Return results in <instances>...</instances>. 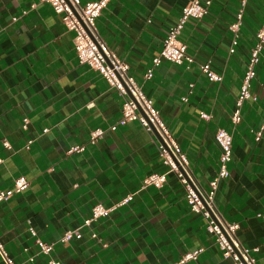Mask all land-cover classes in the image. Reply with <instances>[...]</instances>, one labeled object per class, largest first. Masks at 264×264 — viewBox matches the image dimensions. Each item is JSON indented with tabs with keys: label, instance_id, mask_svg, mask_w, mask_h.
Segmentation results:
<instances>
[{
	"label": "crops",
	"instance_id": "0c3cea01",
	"mask_svg": "<svg viewBox=\"0 0 264 264\" xmlns=\"http://www.w3.org/2000/svg\"><path fill=\"white\" fill-rule=\"evenodd\" d=\"M189 1L109 0L97 30L159 109L201 187L210 188L219 170L216 130L232 133L229 176L219 180L214 201L264 264V46L251 86L257 98L244 101L238 123L231 119L264 0H209L207 14L189 19L180 35L194 61L163 60L145 79ZM73 37L51 4L0 0V191L18 176L29 180L23 192L0 201V243L17 264H49L50 257L60 264H232L163 163L158 138L138 121L110 129L122 117L123 98L79 62ZM206 61L221 81L201 71ZM97 128L104 133L91 142ZM74 146L82 149L70 152ZM152 174H165L161 186L147 183ZM97 204L109 214L85 224ZM68 230L72 238L61 242ZM37 239L54 244L51 255L40 252ZM200 248L197 259L181 261Z\"/></svg>",
	"mask_w": 264,
	"mask_h": 264
},
{
	"label": "built area",
	"instance_id": "2783aa9c",
	"mask_svg": "<svg viewBox=\"0 0 264 264\" xmlns=\"http://www.w3.org/2000/svg\"><path fill=\"white\" fill-rule=\"evenodd\" d=\"M51 4L54 11L61 15L62 22L68 30L74 33V48L78 60L82 64L98 71L109 82L111 87L118 90L123 98L122 117L110 127L115 130L118 125H125L129 121H138L147 131L158 135L159 155L169 171L174 172L186 190V199L192 211L200 213L206 220L207 230L214 235L215 241L222 251V255L232 260V264H257L251 254V249L242 244L236 235L239 227L237 222L226 221L219 213L214 197L219 180L229 176L228 163L232 160V133L223 127H219L215 132V141L220 149L219 170L217 175L210 181V188L201 187L195 180L189 159L182 150L179 143L172 135L169 127L160 115L159 109L154 105L153 100L143 91L142 86L129 73L128 64L120 59L108 44L101 38L96 21L102 10L107 6L109 0H42ZM210 1L190 0L183 8L175 25L169 28L160 52L153 57L152 64L147 68L145 79L152 77L153 70L163 60L173 63H186L187 66L194 61V57L188 52L187 44L180 39L182 30L191 18L200 20L208 12ZM242 18V10L237 13V18L230 24V29L234 37L229 49L233 53L238 44L239 30ZM264 46V20L256 34V42L250 50L246 69L242 78L240 91L236 100V108L232 114V122L238 123L241 119V106L244 101L256 100V96L251 92L252 81L256 77V66L259 62L260 53ZM201 71L212 81H221L222 74L216 72L210 61L200 65ZM185 99V98H184ZM201 118L208 119L210 115L201 112ZM27 122H24V127ZM45 128L43 131H47ZM104 133V130L97 128L91 132L90 141L95 142ZM261 132H257L259 139ZM156 136V135H155ZM5 146L9 143L5 140ZM81 147L74 146L69 151L80 150ZM165 181V174H152L148 176L147 183L161 186ZM29 186V180L21 175L14 180V184L7 190L0 191V201L6 200L15 194L23 192ZM129 196L127 199H130ZM126 199V200H127ZM109 209L101 204L93 206L91 216L85 219V224L99 216H107ZM264 218V212L258 214ZM32 233L35 232L32 230ZM73 232L68 230L61 237V242H68L72 238ZM37 244L41 253L51 255L54 244L37 239ZM203 249L187 252L182 256L181 261L197 259L198 254ZM0 255L3 264H17L0 243ZM49 264H60L53 257L49 258Z\"/></svg>",
	"mask_w": 264,
	"mask_h": 264
},
{
	"label": "water",
	"instance_id": "95a60500",
	"mask_svg": "<svg viewBox=\"0 0 264 264\" xmlns=\"http://www.w3.org/2000/svg\"><path fill=\"white\" fill-rule=\"evenodd\" d=\"M155 135H156L157 138H159L157 134H155Z\"/></svg>",
	"mask_w": 264,
	"mask_h": 264
}]
</instances>
